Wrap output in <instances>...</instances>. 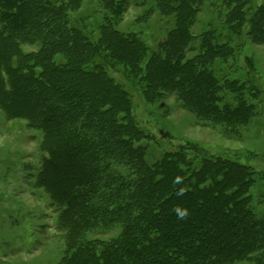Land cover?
<instances>
[{
    "label": "rangeland",
    "instance_id": "1",
    "mask_svg": "<svg viewBox=\"0 0 264 264\" xmlns=\"http://www.w3.org/2000/svg\"><path fill=\"white\" fill-rule=\"evenodd\" d=\"M31 1L24 0L28 4ZM173 1L43 0L38 10L27 13L28 20L18 16L17 10H13V14L4 12L0 3V73L9 79L8 84L12 72L38 77L41 72L49 71L47 64L51 58L55 64L67 65V62L71 65L69 68H75L78 76L66 85L71 95L79 96L85 90L94 94V106L89 104L83 115L73 116L57 106L54 110L42 108L37 118L31 113L35 112L38 102L34 97L26 104L21 100L14 103L23 111L20 112L12 109L10 100H4L0 95V264H65L74 252L73 240L63 229L61 206L53 199L55 191H50L47 185L53 174L51 159L56 139L52 133L61 127L64 139L83 144L84 149L87 147L85 140H91L90 144L94 146L98 137L103 136L106 144L100 146V154L107 150L112 124L101 123L103 131L93 127L92 121L97 122L113 102L108 97H100L104 89L92 83L97 72L105 74L102 84L119 96L118 106L113 109L117 112L116 121L125 125L133 124L135 120L144 131L132 142L135 148H148L149 157L154 159L167 154L181 157L183 162V156L194 157L198 150L240 161L256 175L250 179L245 197H250L249 204L264 217V41L258 42L250 36L240 39L233 36L225 17L232 3L225 0L191 1L193 7L186 10L189 14L185 27L188 37L184 49L181 48V62L187 67L196 60L204 62L208 56L215 71L225 69L226 75L238 82L249 111L248 120L242 125L233 126L225 112L219 113L218 121L213 123L204 114H199L191 100L174 90V84L149 89L147 53L141 64L144 72L131 80L124 74L127 62L97 68L93 56L100 53L86 49L89 41L80 40L79 48L73 53H68L61 45L64 31L76 29L91 41L103 45L101 40L108 30L116 32L126 43L139 40L140 44H145V52L158 50L157 46L166 39L168 30L179 22L177 9L181 7V1L176 5ZM253 2L261 5L264 0ZM67 16L70 20L66 22ZM21 20L26 21V25H22ZM224 43L233 47L231 56L224 60L218 53L209 55L213 53L209 44L219 47ZM84 70L89 71L88 88L80 77ZM250 76L257 87L255 93L251 92L248 83H251ZM220 93V106L225 103L238 105L235 93L227 88ZM129 102L133 103V108ZM50 121L54 123L52 128H48ZM117 159L118 154L102 159L101 165L108 168L110 174L117 173L116 177H120L112 176L111 182L100 183L98 191L106 198L96 196L94 205L100 209L101 222L94 226L88 223L82 233L83 242L96 246L99 252L114 248L121 234L134 224L135 203L140 201L136 186L130 183L127 184L132 186H125V182L120 181L123 177L127 182L130 174L129 168ZM259 245L248 242L239 248L231 247L232 250L223 248L222 253L213 258L214 262L264 264V245ZM209 254L214 256L212 252Z\"/></svg>",
    "mask_w": 264,
    "mask_h": 264
},
{
    "label": "trees",
    "instance_id": "2",
    "mask_svg": "<svg viewBox=\"0 0 264 264\" xmlns=\"http://www.w3.org/2000/svg\"><path fill=\"white\" fill-rule=\"evenodd\" d=\"M191 1H173L175 5L179 2L181 5L177 9L180 13L179 22L168 30L166 39L158 44V50L154 48L145 52V44H140L139 40L126 43L116 32L108 30L101 40L103 45L91 41L78 29L64 31L61 45L68 53H73L79 48L77 43L80 40H87L89 45L87 44L86 49L100 53L93 56V63L97 68L127 62L128 68L124 74L131 80L144 72L141 64L147 53L149 59L146 78L149 89L174 84V90L191 100L199 114H204L213 123L218 121L219 113L225 112L226 119L233 126L245 124L249 113L246 102L240 94L238 82L232 81L225 69L215 71L211 67L212 59L208 60V56L207 61L196 60L187 67L181 62V48L184 49L188 37L185 27L189 14L186 10L193 7ZM225 1L232 3L231 10L225 17L233 36L236 39L250 36L258 42L264 41V3L255 5L253 0ZM42 2L43 0H32L28 4L24 0H0L4 12L13 14L12 11L17 10L16 14L27 20V13L38 10ZM65 19L66 22L70 20L68 16ZM22 25H26V21H22ZM211 37L214 38V35ZM209 46L213 51L209 55L218 53L226 60L233 54V47L229 43L219 47H214L213 44ZM66 64L68 66L55 64L50 58L47 64L49 71L41 72L38 77L29 73L12 72L10 84L9 79H5L0 73L2 99L10 100L8 102L12 109L23 112L14 103L21 100L26 104L34 97L38 101L35 112H31L34 118L41 115L42 108L54 110L57 106L73 116L83 115L89 104L94 106V94L85 90L76 96L66 90V85H70L71 80L78 76L75 68H69L71 65ZM88 76V70H84L80 76L87 88L90 84ZM104 77L105 74L97 72L96 77L91 80L104 89L100 97H108L113 102L109 111L99 116L97 122L92 121L93 127L103 131L101 123L108 121L112 124L111 137H108V147L103 150V155L100 154V146L106 144L103 136L98 137L94 146L90 144L91 140H85L87 147L84 149L83 144L77 145L64 139L61 127L52 133L56 139L51 159L53 174L47 185L50 191H55L53 199L61 206L63 229L67 230L68 238L73 240L71 246H74V252L65 264H215L213 258H217L223 248H239L248 242L264 245V217L259 216L249 204L250 197H245L250 179L256 176L253 169L240 164V161L212 156L206 151L198 150L194 157L183 156V162L181 157L179 159L167 154L156 159L149 157L148 148H135L132 143L135 137L144 132L135 120L133 124L125 125L116 121L117 112L113 109L118 106L119 96L102 84ZM251 79L252 76L251 83L247 82L251 86V92L255 93L257 87ZM225 88L235 93L238 105L225 103L220 106V92ZM90 89H93L92 86ZM97 97L99 98L98 95ZM129 105L133 108L132 102ZM50 122L48 128L54 125L53 121ZM115 154H118L117 160L129 168L127 182L123 177L120 181L125 182V186L134 184L140 201L135 203L137 212L136 219L132 221L134 224L121 234L114 248H105L99 252L96 246L83 242L82 233L89 226L88 223H93L94 226L101 222L100 209L94 205V198H106L105 194L98 191V187L104 180L111 182L109 179L114 180L113 177L117 175L110 174L108 168L101 165L102 159L111 158ZM179 212L187 214L181 218ZM211 252L214 256L209 254ZM220 263L224 262L216 264Z\"/></svg>",
    "mask_w": 264,
    "mask_h": 264
},
{
    "label": "clouds",
    "instance_id": "3",
    "mask_svg": "<svg viewBox=\"0 0 264 264\" xmlns=\"http://www.w3.org/2000/svg\"><path fill=\"white\" fill-rule=\"evenodd\" d=\"M187 213L186 212H179L181 218H183Z\"/></svg>",
    "mask_w": 264,
    "mask_h": 264
}]
</instances>
